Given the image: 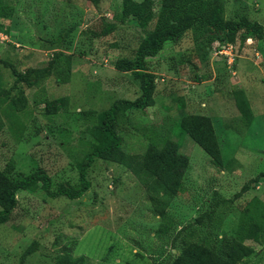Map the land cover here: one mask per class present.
I'll list each match as a JSON object with an SVG mask.
<instances>
[{
    "label": "rangeland",
    "instance_id": "1",
    "mask_svg": "<svg viewBox=\"0 0 264 264\" xmlns=\"http://www.w3.org/2000/svg\"><path fill=\"white\" fill-rule=\"evenodd\" d=\"M4 2L14 11L10 17H0L1 57L23 70L43 65L52 51L63 49L73 54V62L68 82L56 83L52 75L44 81L50 98L69 96L66 114L45 116L42 104L32 102L37 88L21 83L28 106L16 120L6 119L0 131V169L13 160L16 171L43 168L51 177L50 191L60 183L76 187L77 163L88 150L89 141H95L87 128L96 121L95 115L84 110L98 111L117 97L134 98L140 93L131 72L118 70L113 64L119 56L135 54L156 17L144 28L130 19L121 21L122 0H100L98 6L90 0ZM224 6L225 17L247 15L264 26V0H224ZM108 21L116 22L113 30L100 36L88 34L89 29L101 31ZM247 41L235 47L240 54L238 66L250 69L243 77L248 86L245 93L248 102L262 113L242 131L238 121L231 130H224V122L212 118L224 166L214 164L176 124L186 109L184 101L192 109L206 111L220 100L218 97L233 96L228 59L216 52L215 40L199 37L193 28L185 30L178 40H166L156 55L147 58L148 69L156 73L154 103L144 112L124 108L119 116L118 131L127 152L143 153L152 140L168 137L179 141L180 150L190 156L183 189L169 205L164 222L153 212L144 187L123 164L96 156L87 168L90 186L75 199L50 197L40 181L17 192L10 219L0 224V264H21L24 251L34 241L38 250L23 264H52L59 254L70 251L75 256L85 254V264H168L187 242L209 244L216 237L233 235L241 209L253 197L264 203V175L230 207L220 210L221 221L214 227L190 223L208 208L213 191L230 198L264 172V37L250 44ZM258 55L260 65L253 64L250 57ZM211 56L218 59L216 73ZM0 69L8 86L13 75L1 63ZM201 101L206 102L204 108ZM249 243L256 252L240 264H264V245Z\"/></svg>",
    "mask_w": 264,
    "mask_h": 264
},
{
    "label": "trees",
    "instance_id": "2",
    "mask_svg": "<svg viewBox=\"0 0 264 264\" xmlns=\"http://www.w3.org/2000/svg\"><path fill=\"white\" fill-rule=\"evenodd\" d=\"M98 6L100 0H90ZM14 8L0 0V17H10ZM121 21H130L139 27H145L153 17V27L142 37L133 56H119L114 67L121 71H130L138 81L140 93L134 98L117 97L105 108L95 111L84 110L85 114H94L96 121L88 125L95 141H89V148L77 163L78 185L60 183L55 191H50L51 177L39 167L28 173L15 170L14 161L9 160L4 169H0V224L7 222L17 205V192L41 182V186L50 197L64 195L75 199L90 186L87 168L96 156L123 164L144 187L153 212L164 222L168 218L167 209L176 194L183 189V176L189 167L190 156L181 151L179 141L173 138L158 139L149 142L143 153H129L124 148L118 127L119 116L125 108H145L154 103L156 73L148 69V57L157 54L166 40H178L185 30L193 28L199 37L215 40L216 43L231 41L242 45L247 38L264 37L263 24L247 15L239 17L224 16V0H122ZM115 21H108L99 30L89 29V35H102L115 28ZM52 41V40H51ZM238 41V43H237ZM217 46V45H216ZM73 54L63 49H56L43 65H29L18 69L10 59L0 56V63L10 69L12 82L6 86L0 69V131L5 120H16L19 113L26 112L28 97L21 83L36 87L32 102L42 104V113L51 118L59 113L66 114L69 96L50 98L44 81L53 76L56 83L70 80ZM234 64V63H233ZM15 90L14 93H12ZM236 106L241 112V120L248 125L253 113L245 90L237 85L231 88ZM127 110V109H126ZM83 113V114H84ZM22 124V123H21ZM180 132L188 133L209 155L217 166H224V156L220 139L208 114L186 111L177 120ZM258 176L244 183L232 197L227 198L218 191H213L208 208L200 213L190 224L214 227L221 221L220 210L228 208L248 191ZM38 185V184H37ZM177 230V234L185 228ZM195 232H193L194 234ZM264 245V203L253 197L240 211L237 227L233 235L216 237L213 243L192 240L184 244L178 256L168 264H240L251 257L256 248L249 242ZM38 250L34 241L23 253L21 264L28 255ZM85 254L75 256L72 251L56 257L52 264H85Z\"/></svg>",
    "mask_w": 264,
    "mask_h": 264
},
{
    "label": "crops",
    "instance_id": "3",
    "mask_svg": "<svg viewBox=\"0 0 264 264\" xmlns=\"http://www.w3.org/2000/svg\"><path fill=\"white\" fill-rule=\"evenodd\" d=\"M225 7V6H224ZM225 9V8H224ZM247 43L250 44V42L253 41L252 38H249L247 39ZM218 53V52H217ZM156 55V54H155ZM153 56V55H152ZM223 56V55H222ZM237 56H240L237 55ZM237 56L235 58V62L234 64L231 66L229 65V67H231V83L234 84V85H237V86H240L242 87L245 91L247 90V84L246 82L243 80V77H247V74L250 73V69L248 68H242L240 69V66H238V59H237ZM258 58H253V57H250L251 60L254 61L253 64H257V65H260V57L259 55L257 56ZM225 61V60H224ZM210 64L212 66V70L213 72L216 73V69H217V65H218V59L215 57V56H211L210 57ZM251 65V64H249ZM253 66V65H252ZM232 87V86H231ZM246 94V93H245ZM247 95V94H246ZM218 97V95H217ZM220 100L218 102H216V104H211L212 106L211 107H207L208 109H206V111H203V110H195V109H192L193 106H191L190 104H188L187 102L185 103L184 101V105H183V108L185 107L186 109L184 110V112L188 111H195V113H203V114H208L211 116V118H213L214 116H216L218 118V120L222 121V123L224 122V125H222V127L224 128V130H231L232 128V125L234 123V121H238L242 124V128L241 130L239 131H242L243 129H246L248 126H250V124L252 123V121L254 120V118L256 116H259L261 115L262 111L259 110L258 112L255 110V106L254 104H250V101H249V104H250V108L252 110V113H253V118L251 120V122L246 126L243 121L241 120V112L240 110L238 109V107L236 106L235 104V101H234V98L232 96V98L230 99H224L222 97H218ZM248 99V97H247ZM249 100V99H248ZM225 102V103H224ZM186 105V106H185ZM195 106H197L195 104ZM199 106V105H198ZM201 108H204V106H206V102L205 101H201ZM199 106V107H200ZM203 106V107H202ZM187 108H189L190 110H188ZM198 109V108H197ZM264 109V107H263ZM221 117H223V120H221ZM178 120V119H177ZM213 121V119H212ZM244 125V126H243ZM215 126V125H214Z\"/></svg>",
    "mask_w": 264,
    "mask_h": 264
},
{
    "label": "built area",
    "instance_id": "4",
    "mask_svg": "<svg viewBox=\"0 0 264 264\" xmlns=\"http://www.w3.org/2000/svg\"><path fill=\"white\" fill-rule=\"evenodd\" d=\"M249 39V38H247ZM236 44L231 41H225L222 43L218 42L216 46V52L220 53L223 56H226L228 63L232 66L235 62V58L238 55V52L235 51Z\"/></svg>",
    "mask_w": 264,
    "mask_h": 264
}]
</instances>
